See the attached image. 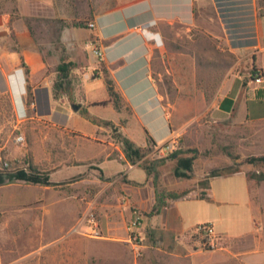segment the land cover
<instances>
[{"label": "crops", "instance_id": "1", "mask_svg": "<svg viewBox=\"0 0 264 264\" xmlns=\"http://www.w3.org/2000/svg\"><path fill=\"white\" fill-rule=\"evenodd\" d=\"M26 1L29 10L19 6L15 16L0 8V94L7 98L15 120L37 118L59 125L76 146L78 160L85 158L87 146H93L103 152L96 157L101 168L126 174L134 182L125 187L124 206L127 218H132V206L142 211L137 229L141 240L134 245L123 230L111 241L126 248L128 264H264V177L255 176L264 174V166L251 163L233 174L214 176L205 189L206 197L194 190L151 213L157 201L153 178L137 164L121 160L125 154L115 137L103 138L119 132L146 148L149 138L161 147L169 141L178 145L185 136L201 149L199 137L208 131L213 135V128L222 136L236 137L243 156L264 155V13L259 12L251 26L256 41L233 46L213 0ZM89 22L94 23L92 28ZM173 25L180 27L176 37L203 40L210 49L216 45L233 58L225 64L215 91L204 85L210 88L209 99L198 73L199 65L211 67L212 63H200L208 58L207 50H200L191 53L187 82L177 69L176 96L166 102L168 90L155 79L153 62L161 46L177 51L176 37L171 44L165 41ZM91 41L103 50L102 57L93 52ZM63 61L73 63L62 80L69 88L57 90V67ZM254 67L262 71L260 82L251 78ZM104 70L122 98L120 109L111 100ZM75 104L80 107L75 109ZM89 117L112 121L115 127L111 130ZM115 149L120 158L110 157ZM212 161L206 159L199 168L194 164L190 187L197 188L211 168L229 162ZM252 169L255 172H249ZM203 223L212 225L218 244L214 249H196L192 241ZM94 241L104 242L102 238ZM108 259L113 264L121 262L118 252H111Z\"/></svg>", "mask_w": 264, "mask_h": 264}, {"label": "rangeland", "instance_id": "2", "mask_svg": "<svg viewBox=\"0 0 264 264\" xmlns=\"http://www.w3.org/2000/svg\"><path fill=\"white\" fill-rule=\"evenodd\" d=\"M28 3L26 0H0V8L10 10L12 16H15L19 6L20 9L29 10ZM255 5L258 13H264V0H255ZM44 12L41 14H46ZM178 31L179 25L171 26L165 41L173 43ZM175 39L177 51L169 45L168 50L161 46L154 55L153 74L160 81L162 89L168 90L169 98L166 102L175 99L173 85L179 80L177 69L181 70V80L188 81L191 53L195 51L201 50L204 53L207 50V60L206 57L201 58L200 63L203 65L206 61L212 63V66L199 65L198 80L200 85H210L215 91L223 77L225 64L233 60L231 54L217 49L216 45L212 50L203 40L191 42L184 36ZM199 45L201 48H198ZM209 53L212 54L211 57ZM108 122L110 125L103 124L112 130L115 123ZM211 131L213 135L208 131V134L199 137L201 149L197 148L196 143L184 140L185 136L176 149L182 151L183 155L190 156L193 153L189 150L197 148L194 163L197 168L211 158L212 162H220L221 165L229 161L227 165L235 169H247L251 162H247V157L240 152L242 146L236 137L222 136L213 128ZM21 133L25 140L17 142L16 136ZM112 137L121 143L116 134L103 136ZM121 148L123 150V146ZM118 152L115 149L110 157L120 158ZM101 153L103 152L99 149L87 146L85 158L78 160L76 146L71 144L67 134L61 132L59 125L37 118L15 120L7 98L0 94V170L29 169L33 166L37 172L49 176L52 181L50 186L17 182H7L0 186V264H113L108 259L111 252L119 254L121 262L116 264H128L126 248L111 241L113 236L121 234L123 230L129 235L128 225L132 218H127L128 210L124 206L128 199L125 187L134 182L126 174L109 173L107 169L101 168L96 158ZM143 153V157L135 163L128 160L125 152L121 160L137 164L143 171H147V167L156 166L148 174L153 178L155 189V184L158 189L166 190L175 184L189 186L185 189L194 184L191 179L174 174L175 160L173 162V158H165L170 157V154L162 157L155 148ZM233 155L239 158L234 159ZM161 159L166 160L159 164ZM252 164L253 167L264 166L263 162ZM253 169L249 172H255ZM134 209L139 208L131 207L132 217ZM122 210L124 214L121 213ZM90 212L95 214V222L81 226L80 232H72L82 216ZM124 217L128 220L126 223L123 221ZM91 229L96 230L99 235L90 234ZM139 237L141 240L140 235ZM99 238L104 242L94 241ZM106 257L107 262L104 263Z\"/></svg>", "mask_w": 264, "mask_h": 264}, {"label": "trees", "instance_id": "3", "mask_svg": "<svg viewBox=\"0 0 264 264\" xmlns=\"http://www.w3.org/2000/svg\"><path fill=\"white\" fill-rule=\"evenodd\" d=\"M252 37L249 39H244V38H234L236 36L233 35V37L231 38V44L233 46H238L239 44H242L245 42L246 43H250L253 44L256 39L254 37V35H251ZM73 63L72 62H67V61H63L61 62L57 69L59 71V80L55 83V87L56 89H68L69 88V84L62 81L63 79L67 78L68 74H69V70L72 68ZM104 74H105V80L107 82L108 85V89L110 92V96H111V100H113L114 105L117 108H121L123 106L122 103V98L120 96V94L118 92L115 91L113 85H112V81L107 73L106 70H104ZM257 75H262V71L261 69L254 67L251 71V78H254L256 80V76ZM203 89L205 90L206 93V97L207 99L210 98L211 93L209 90V87H203ZM105 102H103V104H105ZM91 118L92 121H94L97 124H101V123H105V124H110L108 121H101V120H97L93 117H89ZM116 136L120 139L122 146H123V150L128 158L129 161H131L132 163H135L137 160L141 159L144 155L143 152H145L148 149H153L154 147L157 146L156 142L149 138V146H147L146 148L144 147H140L138 146L135 142H133L130 138L124 136L123 134L117 132L115 133ZM164 145H167V143H165ZM190 152H192L193 154L190 156H185L183 155V152L180 150H174L169 156L170 157H165L167 158H173L176 161L175 164V168H174V174L177 177H185V178H191L192 177V171H193V167H194V162H195V158H196V154L198 153V149L194 148V149H190ZM232 158L234 159H238L239 156H235L233 155ZM166 159H161V161H159L160 163H163ZM247 162H251V163H260L263 162L264 163V155L261 156H249L246 158ZM147 172L148 174H151L152 170H154L156 168V166L154 167H147ZM152 169V170H150ZM238 169H235L233 167H231L230 165H223V166H217V167H213L209 170L208 174L199 181L198 183V187L197 188H187L181 191H176V190H166V189H158L157 188V184L156 185V196H157V201L155 203V205L153 206V209L151 211V213H158L161 208L163 206L168 205V203L171 200H175L181 197H186L189 194L193 193L194 190H197L198 194L202 197H206V192L205 189H207L210 186V179L214 176H219V175H230L233 174L235 172H237ZM253 175V174H252ZM255 176L257 178H263L264 174H255ZM154 178L156 179V175L154 176ZM154 179V180H155ZM7 182H17V183H23V184H35V185H42V186H50L52 185V181L50 180V177L47 175H41V173L36 171L35 167H30L28 168H19L17 170H0V186L6 184ZM156 183V181H154ZM192 241L196 242L197 244L195 245V248H201V249H214L218 246L217 242L215 243H211L210 242V236H208V234L204 233V231L198 232V233H193L192 234Z\"/></svg>", "mask_w": 264, "mask_h": 264}, {"label": "built area", "instance_id": "4", "mask_svg": "<svg viewBox=\"0 0 264 264\" xmlns=\"http://www.w3.org/2000/svg\"><path fill=\"white\" fill-rule=\"evenodd\" d=\"M214 4L216 6V9L218 11V14L221 17V20L224 24V27L226 29V32L229 36V38L236 36L234 38H239L240 35H242L240 38L249 39L252 36L250 35L251 31L252 35H254V30H252L251 26L254 28L255 22L258 15V9L255 5V0H213ZM89 27H93L94 23L89 22ZM244 26H246V29H244ZM248 33V34H244ZM250 35V36H249ZM230 38V39H231ZM159 42V41H157ZM93 49V52L98 56H103V50L98 46V44L95 41H91L89 43ZM263 79V75H257L256 81L260 82ZM25 140L24 134L21 133L16 136L17 142H23ZM177 144L174 141L167 142V145H163L161 147H156V151L159 153L160 156H168L171 154L174 150H176ZM95 214L93 212L85 213L82 218L80 219L78 225L72 229V232H80L81 226H85L88 224H93L95 222ZM143 215L139 209L133 210V217L128 225L129 230V240L134 245H137L140 241L139 233L137 231L139 225L142 222ZM204 231V233L208 234L210 236V242L215 243V237L212 225L209 223H203L197 226L195 232H201ZM96 230H92L90 234H95V236L99 235L96 233Z\"/></svg>", "mask_w": 264, "mask_h": 264}, {"label": "water", "instance_id": "5", "mask_svg": "<svg viewBox=\"0 0 264 264\" xmlns=\"http://www.w3.org/2000/svg\"><path fill=\"white\" fill-rule=\"evenodd\" d=\"M157 38H159L158 34H157ZM74 107H75V109H78L80 107V105L79 104H75Z\"/></svg>", "mask_w": 264, "mask_h": 264}]
</instances>
